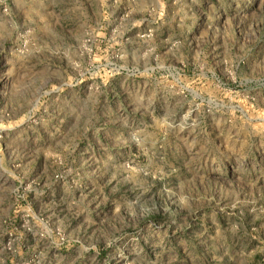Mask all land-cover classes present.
<instances>
[{"label": "rangeland", "instance_id": "rangeland-1", "mask_svg": "<svg viewBox=\"0 0 264 264\" xmlns=\"http://www.w3.org/2000/svg\"><path fill=\"white\" fill-rule=\"evenodd\" d=\"M0 264H264V0H0Z\"/></svg>", "mask_w": 264, "mask_h": 264}, {"label": "trees", "instance_id": "trees-1", "mask_svg": "<svg viewBox=\"0 0 264 264\" xmlns=\"http://www.w3.org/2000/svg\"><path fill=\"white\" fill-rule=\"evenodd\" d=\"M151 218H156L155 216H151Z\"/></svg>", "mask_w": 264, "mask_h": 264}]
</instances>
